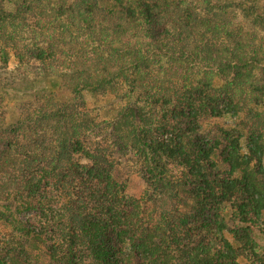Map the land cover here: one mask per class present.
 <instances>
[{
	"label": "trees",
	"instance_id": "obj_1",
	"mask_svg": "<svg viewBox=\"0 0 264 264\" xmlns=\"http://www.w3.org/2000/svg\"><path fill=\"white\" fill-rule=\"evenodd\" d=\"M0 264H264V0H0Z\"/></svg>",
	"mask_w": 264,
	"mask_h": 264
},
{
	"label": "rangeland",
	"instance_id": "obj_2",
	"mask_svg": "<svg viewBox=\"0 0 264 264\" xmlns=\"http://www.w3.org/2000/svg\"><path fill=\"white\" fill-rule=\"evenodd\" d=\"M244 27L247 29V30H249L250 29V26H249V24L248 23H244ZM13 61V63L15 62L14 60H12ZM16 63V62H15ZM12 65H14V64H12ZM27 71H29V70H27ZM30 74H32V73H30ZM206 234V233H205Z\"/></svg>",
	"mask_w": 264,
	"mask_h": 264
}]
</instances>
